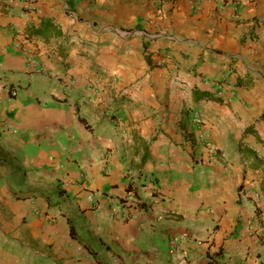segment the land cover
Returning a JSON list of instances; mask_svg holds the SVG:
<instances>
[{
    "label": "crops",
    "instance_id": "1",
    "mask_svg": "<svg viewBox=\"0 0 264 264\" xmlns=\"http://www.w3.org/2000/svg\"><path fill=\"white\" fill-rule=\"evenodd\" d=\"M263 115L264 0H0V264H264Z\"/></svg>",
    "mask_w": 264,
    "mask_h": 264
},
{
    "label": "trees",
    "instance_id": "2",
    "mask_svg": "<svg viewBox=\"0 0 264 264\" xmlns=\"http://www.w3.org/2000/svg\"><path fill=\"white\" fill-rule=\"evenodd\" d=\"M198 93L200 94V96H203V97H205V96H206L207 98L211 97L209 94H207V92L202 91V90H199ZM218 98H219V97H218Z\"/></svg>",
    "mask_w": 264,
    "mask_h": 264
},
{
    "label": "rangeland",
    "instance_id": "3",
    "mask_svg": "<svg viewBox=\"0 0 264 264\" xmlns=\"http://www.w3.org/2000/svg\"><path fill=\"white\" fill-rule=\"evenodd\" d=\"M248 252H249V250H248V248H247L246 253L248 254Z\"/></svg>",
    "mask_w": 264,
    "mask_h": 264
},
{
    "label": "built area",
    "instance_id": "4",
    "mask_svg": "<svg viewBox=\"0 0 264 264\" xmlns=\"http://www.w3.org/2000/svg\"><path fill=\"white\" fill-rule=\"evenodd\" d=\"M264 118V115L262 116ZM92 198V196H90ZM135 202V201H134Z\"/></svg>",
    "mask_w": 264,
    "mask_h": 264
}]
</instances>
